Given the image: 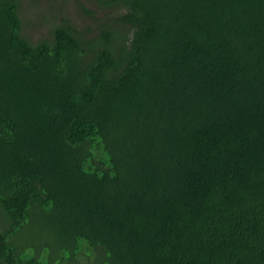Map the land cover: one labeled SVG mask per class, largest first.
<instances>
[{
	"label": "trees",
	"instance_id": "16d2710c",
	"mask_svg": "<svg viewBox=\"0 0 264 264\" xmlns=\"http://www.w3.org/2000/svg\"><path fill=\"white\" fill-rule=\"evenodd\" d=\"M29 1L57 20L0 0V264H264V0H76L84 32Z\"/></svg>",
	"mask_w": 264,
	"mask_h": 264
},
{
	"label": "rangeland",
	"instance_id": "374dc122",
	"mask_svg": "<svg viewBox=\"0 0 264 264\" xmlns=\"http://www.w3.org/2000/svg\"><path fill=\"white\" fill-rule=\"evenodd\" d=\"M78 1L89 7H95L92 0ZM52 5L56 8V10H58L55 3ZM22 7V16L25 19L24 22L26 35H28V37L31 38L33 42H36L42 37L50 38V28L52 26L51 22L57 20V18L55 17L56 11H53L54 9H52L50 4L46 1H43L34 6L30 3L29 0H22ZM61 12L62 15H67L69 18H71L75 26L82 32H84L87 27L93 28V26L95 25L91 17H88L79 11V9L77 8L76 0H69L68 2H66L62 7ZM39 19L41 21H44L45 23L39 21ZM38 234L39 233L37 231L31 233L27 240L25 239L26 242L29 241L33 243L34 239H38V237H36Z\"/></svg>",
	"mask_w": 264,
	"mask_h": 264
}]
</instances>
